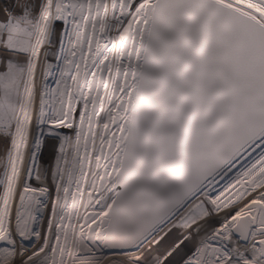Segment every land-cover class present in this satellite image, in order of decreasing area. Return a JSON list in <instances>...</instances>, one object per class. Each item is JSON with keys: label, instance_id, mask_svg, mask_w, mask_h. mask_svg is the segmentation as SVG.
<instances>
[{"label": "snow or ice", "instance_id": "obj_1", "mask_svg": "<svg viewBox=\"0 0 264 264\" xmlns=\"http://www.w3.org/2000/svg\"><path fill=\"white\" fill-rule=\"evenodd\" d=\"M0 264H264V0L0 5Z\"/></svg>", "mask_w": 264, "mask_h": 264}, {"label": "rangeland", "instance_id": "obj_2", "mask_svg": "<svg viewBox=\"0 0 264 264\" xmlns=\"http://www.w3.org/2000/svg\"><path fill=\"white\" fill-rule=\"evenodd\" d=\"M53 150L50 145H46L39 155V164L41 167L50 166L52 163Z\"/></svg>", "mask_w": 264, "mask_h": 264}, {"label": "bare ground", "instance_id": "obj_3", "mask_svg": "<svg viewBox=\"0 0 264 264\" xmlns=\"http://www.w3.org/2000/svg\"><path fill=\"white\" fill-rule=\"evenodd\" d=\"M9 2H10V0H0V5H4V4H7Z\"/></svg>", "mask_w": 264, "mask_h": 264}]
</instances>
